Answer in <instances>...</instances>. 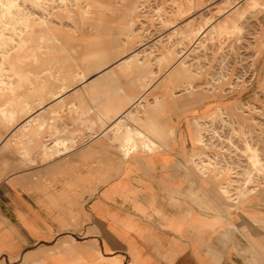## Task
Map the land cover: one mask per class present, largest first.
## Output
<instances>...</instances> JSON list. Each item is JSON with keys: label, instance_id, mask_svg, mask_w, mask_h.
<instances>
[{"label": "crops", "instance_id": "obj_1", "mask_svg": "<svg viewBox=\"0 0 264 264\" xmlns=\"http://www.w3.org/2000/svg\"><path fill=\"white\" fill-rule=\"evenodd\" d=\"M115 67L57 80L15 126L26 138L0 155V264H264V191L229 201L195 167L207 112H46ZM117 118L158 147L129 150Z\"/></svg>", "mask_w": 264, "mask_h": 264}, {"label": "rangeland", "instance_id": "obj_2", "mask_svg": "<svg viewBox=\"0 0 264 264\" xmlns=\"http://www.w3.org/2000/svg\"><path fill=\"white\" fill-rule=\"evenodd\" d=\"M12 1H0V155L25 141L22 97L34 109L59 79L73 88L115 65L46 112H121L139 96L135 112H207L198 172L229 201L264 191V0Z\"/></svg>", "mask_w": 264, "mask_h": 264}, {"label": "bare ground", "instance_id": "obj_3", "mask_svg": "<svg viewBox=\"0 0 264 264\" xmlns=\"http://www.w3.org/2000/svg\"><path fill=\"white\" fill-rule=\"evenodd\" d=\"M0 1H3V0H0ZM4 1H10V2H13L12 0H4ZM0 18H1V16H0ZM0 21H1V19H0ZM202 32V31H201ZM220 33V32H219ZM23 44H24V40H23V36H22V38H20V40H19V43H18V48H17V53L19 54V51H21L22 50V46H23ZM18 56V55H17ZM33 56H35V55H32V58H33ZM19 57H20V55H19ZM31 58V59H32ZM35 58V57H34ZM7 59H8V56H6V57H4L3 58V60L4 61H6L7 62ZM19 60V59H18ZM83 78H84V76H83ZM82 78V79H83ZM41 87V86H40ZM67 87H63L62 89H61V91L63 92L65 89H66ZM60 91V90H59ZM58 91V92H59ZM65 92V91H64ZM55 94V93H54ZM53 94V95H54ZM57 94H59V93H57ZM190 94V93H189ZM52 95V94H51ZM60 95V94H59ZM191 95V94H190ZM48 97V96H47ZM58 99V98H57ZM57 99H55V100H57ZM62 99H63V96L62 95H60L59 96V99L57 100L58 102H62ZM22 102H21V106H22V111L23 112H32V110H33V108L30 106V104L29 103H27L26 101H25V99L22 97ZM142 97H138V98H136L135 100H134V102H132L131 103V105H130V107L129 108H125L123 111H121V112H135V110H136V108L138 107V106H140L141 105V103H142ZM63 103V102H62ZM42 104H43V102H42V100L41 101H38V102H36V105H37V107L38 108H41L42 109V111L44 110L43 109V107H42ZM71 106L73 107V108H77V106H76V104L75 103H71ZM186 107V106H185ZM32 108V109H31ZM178 108H183V107H178ZM46 110V109H45ZM39 111V110H38ZM123 113V114H124ZM130 115V114H129ZM120 118V117H119ZM119 118H117V119H119ZM122 119V118H121ZM121 119H119L118 121L116 120V121H114V122H116L115 123V126L113 125V127H116L114 130H116L117 129V131H118V133H121L120 131L121 130H123V131H125L124 133L125 134H123V135H120L119 137H118V142L121 140L122 141V143L124 144V145H128V148H129V146L131 147V149H129V150H131V151H134V150H136V149H138V148H145V149H148V150H152L154 147H156V145L154 146L152 143H150V142H148V141H145V139H146V137L144 136V132L143 133H141V132H137V131H133V130H131L127 125H126V123H125V121L124 120H121ZM111 123H113V122H111ZM108 126V125H107ZM106 126V127H107ZM105 127V128H106ZM109 127V126H108ZM113 127L111 128V129H113ZM108 129V128H107ZM110 129V128H109ZM110 129V130H111ZM107 131V130H106ZM105 132V131H104ZM106 133V132H105ZM198 141V140H197ZM155 144V143H154ZM123 146V145H122ZM158 147V146H157ZM156 147V148H157ZM65 149V148H64ZM123 150V149H122ZM154 150V149H153ZM65 151V150H64ZM131 151H129V152H131ZM126 155V154H125ZM256 165H258L259 166V164H256ZM224 188V187H223Z\"/></svg>", "mask_w": 264, "mask_h": 264}]
</instances>
